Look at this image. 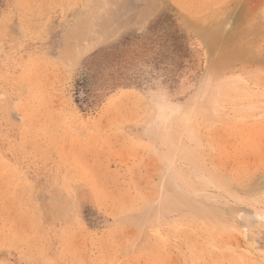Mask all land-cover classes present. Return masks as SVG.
Segmentation results:
<instances>
[{
	"label": "rangeland",
	"instance_id": "obj_1",
	"mask_svg": "<svg viewBox=\"0 0 264 264\" xmlns=\"http://www.w3.org/2000/svg\"><path fill=\"white\" fill-rule=\"evenodd\" d=\"M0 264H264V0H0Z\"/></svg>",
	"mask_w": 264,
	"mask_h": 264
},
{
	"label": "trees",
	"instance_id": "obj_2",
	"mask_svg": "<svg viewBox=\"0 0 264 264\" xmlns=\"http://www.w3.org/2000/svg\"><path fill=\"white\" fill-rule=\"evenodd\" d=\"M156 26L154 25L153 28ZM145 38L148 37L128 38L120 45L92 54L84 66L83 74L76 81V92H84L86 98L94 96L96 86L103 75L113 77L114 75L122 76L127 74L124 70L127 66V60L148 48L149 45L144 46ZM132 46H137L138 48L134 49ZM111 84H123V82L117 80Z\"/></svg>",
	"mask_w": 264,
	"mask_h": 264
},
{
	"label": "bare ground",
	"instance_id": "obj_3",
	"mask_svg": "<svg viewBox=\"0 0 264 264\" xmlns=\"http://www.w3.org/2000/svg\"><path fill=\"white\" fill-rule=\"evenodd\" d=\"M188 115V114H187ZM170 136V135H169ZM190 167V166H189ZM183 202V201H182Z\"/></svg>",
	"mask_w": 264,
	"mask_h": 264
}]
</instances>
